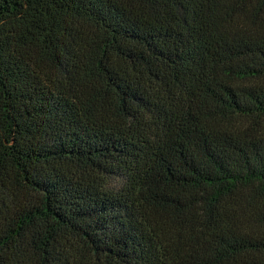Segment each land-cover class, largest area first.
Wrapping results in <instances>:
<instances>
[{"label": "trees", "instance_id": "trees-1", "mask_svg": "<svg viewBox=\"0 0 264 264\" xmlns=\"http://www.w3.org/2000/svg\"><path fill=\"white\" fill-rule=\"evenodd\" d=\"M0 264H264V0H0Z\"/></svg>", "mask_w": 264, "mask_h": 264}]
</instances>
